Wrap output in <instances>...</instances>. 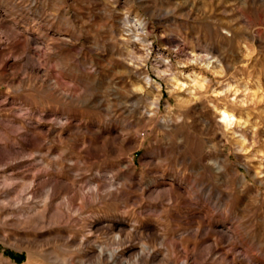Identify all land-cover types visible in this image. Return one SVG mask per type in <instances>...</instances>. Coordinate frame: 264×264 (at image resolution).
Segmentation results:
<instances>
[{"label":"rangeland","instance_id":"obj_1","mask_svg":"<svg viewBox=\"0 0 264 264\" xmlns=\"http://www.w3.org/2000/svg\"><path fill=\"white\" fill-rule=\"evenodd\" d=\"M0 264H264V0H0Z\"/></svg>","mask_w":264,"mask_h":264},{"label":"bare ground","instance_id":"obj_2","mask_svg":"<svg viewBox=\"0 0 264 264\" xmlns=\"http://www.w3.org/2000/svg\"><path fill=\"white\" fill-rule=\"evenodd\" d=\"M221 114L224 115V120L229 125L234 121L233 115L226 110H222Z\"/></svg>","mask_w":264,"mask_h":264}]
</instances>
